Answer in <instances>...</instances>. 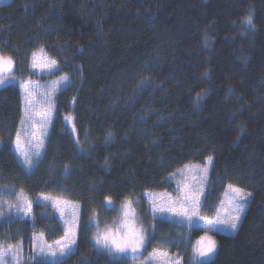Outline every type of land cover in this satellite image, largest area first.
Segmentation results:
<instances>
[{
    "label": "trees",
    "instance_id": "16d2710c",
    "mask_svg": "<svg viewBox=\"0 0 264 264\" xmlns=\"http://www.w3.org/2000/svg\"><path fill=\"white\" fill-rule=\"evenodd\" d=\"M249 13L251 28L243 23ZM40 49L57 61L51 76L69 83L55 96L46 147L31 171L12 147L22 95L17 83L0 87V200L21 191L79 204L76 243L62 264H114L90 239V219L106 212V197L113 205L136 199L143 254L159 249L195 264L190 247L202 229L151 217L141 195L172 190L170 174L207 157L201 215L213 218L227 184L251 196L235 233H213L216 252L202 264H264V0L0 5V55L26 64ZM69 111L80 148L63 120ZM33 232L48 243L63 237L50 207L35 201L30 220H0V245L27 249Z\"/></svg>",
    "mask_w": 264,
    "mask_h": 264
},
{
    "label": "snow or ice",
    "instance_id": "6c2138e0",
    "mask_svg": "<svg viewBox=\"0 0 264 264\" xmlns=\"http://www.w3.org/2000/svg\"><path fill=\"white\" fill-rule=\"evenodd\" d=\"M243 23L249 28L254 27L253 18L250 13L243 18ZM31 67L33 70L46 73H52L58 69L57 61L49 58L43 49L40 50L39 56L35 53L33 54ZM13 70V59L0 55V84L5 83L8 75ZM29 74L33 75L34 72H30ZM67 82H69L68 76L63 75L59 80L53 81L51 85L37 84L31 80L20 84L22 100L24 102V114L20 121L21 127L16 132L13 144L15 153L22 162V166L28 171H31L33 168V158L39 159L43 154L42 150L46 147L44 140L46 125L51 122L52 109L54 108V104L52 103L53 97L60 90V87ZM38 105H43V107L38 108ZM65 119L71 122L70 117H65ZM29 124H31V132L28 131ZM24 137H29V139L25 141ZM211 162L212 157H208V164H211ZM199 175L203 178L200 182L199 191L185 182L182 186H178L180 195L176 201L169 199L166 204H162L159 207L155 206V200L152 201L154 205L152 209L153 218H155L157 212H167L172 216L178 217L189 228L195 226L206 230L205 234L200 236L192 245L195 264H202V260L210 257L216 250V242L208 235V232L218 231V226H223V228L234 232L238 228L241 213L245 208V205L241 202L251 196V193L245 192L244 189L229 184L225 195L227 196V205L230 211L227 215H221L219 210H217L215 218L210 219L200 214L202 208L201 197L204 194L203 185L207 181L208 176L207 166L200 170ZM174 176L175 174H173ZM105 199L107 201L106 205H103L105 210H113L114 205L111 198L106 197ZM42 200L48 202L52 198L45 195L42 196ZM9 207H15L16 218L20 219L30 216L32 211V203L26 202L22 196L17 197L16 205H9ZM51 207L59 212L61 219L64 220V235L61 239L54 242L55 247L51 244L45 247L43 234H41L39 251L45 256L54 258L57 256L65 257L72 252V246L76 243L75 225L78 220L73 217V214L67 213L65 208H62L58 202H52ZM201 221L203 223H200ZM95 227L97 228L94 237L96 246L98 249L106 250L108 255L112 257L114 264H122V261L127 258L129 252L133 253V259L139 258L138 254H142L141 249L148 243L145 238V229L137 223L136 210L132 207V201L130 200H125L121 206L117 227L106 226L103 230H100L98 222L95 223ZM14 249H16L15 252ZM18 251V246L9 244L5 248L3 245H0V264H5L8 259L17 261L18 264ZM157 262L158 264H179V261L173 260L168 256L167 252L153 249L145 264H157ZM55 264H62V262L57 260Z\"/></svg>",
    "mask_w": 264,
    "mask_h": 264
},
{
    "label": "rangeland",
    "instance_id": "374dc122",
    "mask_svg": "<svg viewBox=\"0 0 264 264\" xmlns=\"http://www.w3.org/2000/svg\"><path fill=\"white\" fill-rule=\"evenodd\" d=\"M8 1L9 0H0V5L5 4ZM40 50H37V51L33 52L31 54V56L29 57V59H28L26 64H18V63L15 64L14 63L15 64L14 71L8 75V79L5 81V83L0 84V87L6 86V85H9V84L17 83V85L19 87V90H20V84L22 82H26V81H29V80H31V81H33V82H35L37 84H42V85H51L53 81L59 80L61 76H57V77L56 76L55 77L51 76V74L53 72H55V70L52 73H46V72H41L39 70H33L32 69L31 64H32L33 54L35 53V54H37L39 56L40 55ZM30 72H34V74L30 75L29 74ZM68 81H69V78H68ZM68 83L69 82L63 84L60 87V90L57 92V94L61 90H63ZM20 93H21V90H20ZM55 96L53 97V100H52V103L54 104V108L52 109V119H53L54 114H55V102H54ZM42 107H43V105H38V108H42ZM23 114H24V102H23V106H22V116H23ZM65 117H70L71 122H69V120H66ZM52 119H51V121H52ZM63 120H64V123H65L68 131L70 132V134H71L76 146L78 148H80V143H79L76 131H75V125H74V121H73V113L71 111L65 113L63 115ZM50 124H51V122H49L46 125V135L44 136L45 142H46V138H47L48 131H49V128H50ZM20 127H21V124H19L18 129ZM28 131L29 132L32 131L31 124L28 125ZM24 139H25V141H27L29 139V137H24ZM12 147H13V151L15 152L14 144L12 145ZM16 157H17L18 161L20 162V164L22 165V162L20 161L19 157L17 155H16ZM39 159L33 158V167L39 161ZM205 166H207L208 172H209L211 164H208V157L204 159V162L202 164H198V163H187V164H184L181 168H178L176 171H174L172 174H170L168 176V181L170 182V184L172 186V188H171L172 190H170V191H156V192L155 191L143 192L142 195H141V198H142V201H143V203L145 205V208L149 212V215L151 217H153V212H152V209H153V206H154L153 203H152L153 200H155V206H157V207H159L162 204H166L169 199H171L173 201H176L179 198V195H180L179 192H178V186H182L185 182H187L188 184L192 185L193 188H195V189H197L199 191L200 182L203 179L199 175V172ZM25 170L28 171L27 169H25ZM173 174H175L174 177H173ZM207 178H208V176H207ZM206 182L203 185V192H204V189H205ZM228 185L229 184H227L225 186V189H224L223 194H222V198H221L220 203H219L218 208H217V210H219L221 215H227L228 212L230 211V209L228 208V205H227V196L225 195V193L227 192V186ZM244 191L248 192L246 190H244ZM45 195L50 196L52 198V200L48 201V202L43 201L42 200V196H45ZM18 196H22L26 202H31L32 203L33 201H35V202H38V203H41V204H44V205L47 204V206L50 207V209L54 213L55 217L57 218L58 223H59V225L62 228L63 235H64V220L61 219V216H60L59 212H57L55 209H53L51 207V203L52 202H58L62 208H65L67 213L73 214V217L77 218V220L79 222V204L77 202L69 201V200H66L64 198L55 197V196H51V195H48V194H38L33 200H30L21 191H19L17 193V195H16L14 200H8V199H1L0 200V220H4V219H20V218H16L17 217V213H16L15 207H11V208L9 207V205H16L17 204V197ZM202 198H203V196L201 197V199ZM249 198H250V196L246 200L241 202V203H243L245 205V207H246V204H247V201H248ZM125 200L132 201V207L136 210L137 223L140 226H142L141 221H140L141 214H140V212L138 211V209L135 206V204H136V199L135 198L128 197V198L123 199L122 201H119V202L115 203L113 210H108L106 212L101 211L99 218L98 217H91V219H90V224H91L90 239H91L93 245L97 249H98V247L96 246L95 239H94V237L96 235V232H97V228L95 227V223H97V222L99 223L100 230H103L106 226H111L113 228L117 227L118 223H119V218H120L121 206L125 202ZM222 201H223V203H222ZM65 202H67V203L65 204ZM217 210H216V213L213 216V218H215V216L217 214ZM244 210H245V208H244ZM243 212L241 213V216H242ZM31 218H32V211H31L30 216L23 217L22 219L30 220ZM155 218L165 219V220H168V221H171V222L180 223V224L188 227L186 224L182 223L178 217L172 216L170 213H167V212H164V213L157 212L155 214ZM210 219H212V218H210ZM78 222L75 225L76 235H77V229H78ZM200 223H203V222L201 221ZM194 227L195 226H193L191 228H194ZM218 228H219V230L218 231H214V232H222V233H227V234H233L236 231V230L234 232L230 231L228 229L223 228V226H218ZM199 229H202V233L197 238H195L192 241V243H191L190 249H191L192 256H193L192 245L195 243V241L197 239H199L200 236L204 235L205 231H206L204 228H199ZM214 232H208V235H210L212 237V239L215 240V242H216L215 236L213 234ZM40 237H41V233L33 232L31 234V239H30V242H29V245H28L27 249L19 248V252H20L19 260H22V261H25V262L26 261L29 262V261H32V260H41V261H45V262H49V263H54L55 261L64 258V257H59V256L54 258V257H51V256L42 255L40 253V251H39L40 244H41ZM57 240H59V239H57ZM75 240H76V236H75ZM43 241L45 242V247L47 245H49V244H51V245H53V247H55L54 242L56 240L51 242V243H48V242H46V240L43 237ZM34 244H35V247H34ZM74 246H75V244L72 246V251L74 249ZM216 248H217V243H216ZM143 249H141V253L142 254H138L139 258H137V259H133L132 258L133 253L129 252L127 254V258H126L128 260V264H145V261L148 259L149 254L152 253L153 250H151L148 253L143 254ZM101 250H104V249H101ZM57 251H58V249H57ZM104 251L107 252L106 250H104ZM161 252H164V251H161ZM215 252H216V250H215ZM215 252L210 257H208L206 259H203L202 263L211 260L213 258V256H214ZM167 254L173 260H178L179 264H180V259L177 256H175V255H173L171 253H167ZM11 263H13V262H11ZM157 264H158V262H157Z\"/></svg>",
    "mask_w": 264,
    "mask_h": 264
},
{
    "label": "water",
    "instance_id": "95a60500",
    "mask_svg": "<svg viewBox=\"0 0 264 264\" xmlns=\"http://www.w3.org/2000/svg\"><path fill=\"white\" fill-rule=\"evenodd\" d=\"M14 69H15V64H14ZM13 71H14V70H13ZM106 203H107V201L105 200V201H104V204L106 205Z\"/></svg>",
    "mask_w": 264,
    "mask_h": 264
}]
</instances>
